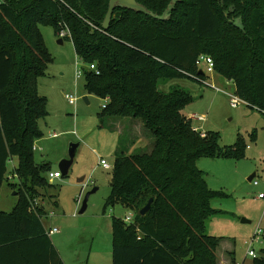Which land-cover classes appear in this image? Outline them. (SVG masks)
<instances>
[{
  "label": "trees",
  "instance_id": "obj_1",
  "mask_svg": "<svg viewBox=\"0 0 264 264\" xmlns=\"http://www.w3.org/2000/svg\"><path fill=\"white\" fill-rule=\"evenodd\" d=\"M109 1L0 2V192L5 182L19 190L13 211L0 210V264H65L41 217L29 212L38 190L51 186V164L37 162L33 148L49 113L38 81L52 61L39 23H52L58 35L69 30L63 38L88 65L85 89L109 99L99 127L110 117H131L153 137L150 151L117 150L106 204L124 206L132 220L113 218V264H217L223 238L209 235L206 225L219 211L212 199L225 193L208 187L197 161L241 157L245 146L238 140L222 148L218 132L203 136L183 113L194 97L180 88L165 93L158 84L186 77L207 85L197 60L210 55L235 94L264 112V0H137L150 15L117 6L104 29ZM14 157L10 172L18 182L7 174ZM252 264H264V247Z\"/></svg>",
  "mask_w": 264,
  "mask_h": 264
},
{
  "label": "rangeland",
  "instance_id": "obj_2",
  "mask_svg": "<svg viewBox=\"0 0 264 264\" xmlns=\"http://www.w3.org/2000/svg\"><path fill=\"white\" fill-rule=\"evenodd\" d=\"M39 31L52 61L38 81V92L46 96L49 113L39 123L44 134L35 141L39 148L34 150V158L37 162H50L51 172L62 173L60 164L65 159L73 162L60 178L50 179L47 175L51 186L38 190L29 212H37L47 229H58L51 239L66 264H113V218L124 219L130 211L119 204H106L112 168H104L100 159L103 157L114 165L117 133L114 126L99 127L98 113L109 99L85 89L84 68L88 65L78 57L71 39L59 36L52 23H39ZM199 66L206 70L204 63ZM207 74L209 85L177 77L160 82L158 88L165 93L180 88L192 95L194 99L183 109L184 114L193 117L192 124L200 133L218 132L222 148L233 146L238 140L244 144L241 157H202L197 166L204 171L211 190L225 193L212 199V207L219 211L206 225L209 235L223 238L216 251L217 264H231L229 252L236 263H252V257L247 255L249 243L256 240L253 247L258 255L264 247V197L259 196L264 194V112L248 103L233 107L229 94L235 95V84L217 72ZM66 92L75 94V104L66 99ZM89 94L87 103L84 97ZM123 129L121 144L129 149L126 136L130 130L126 125ZM142 130L146 137L151 136L144 126ZM54 133L58 135L54 137ZM139 133L135 129V139L128 142H136L135 149L150 151L153 137L151 142L150 138L142 141V135L137 136ZM16 164V157L8 163L7 174L14 182L18 178L10 171ZM94 188L97 190L89 195L86 210L80 213L85 196ZM18 195V186L5 182L0 210L12 212ZM39 208L43 209L42 213L38 212Z\"/></svg>",
  "mask_w": 264,
  "mask_h": 264
},
{
  "label": "built area",
  "instance_id": "obj_3",
  "mask_svg": "<svg viewBox=\"0 0 264 264\" xmlns=\"http://www.w3.org/2000/svg\"><path fill=\"white\" fill-rule=\"evenodd\" d=\"M2 2V1H0ZM70 32L68 29H62L59 33L60 36L62 37H66L67 35H69ZM200 63H204L206 65V70L203 69V71L207 74V73H213L215 72V68H214V60L213 58L210 56V55H206V54H201L197 60V64L199 66ZM200 67V66H199ZM89 68L90 69H94V70H97L96 69V65L95 64H90L89 65ZM202 70V69H201ZM97 73H99V71L97 70ZM81 75V71L78 70V73H77V76L80 77ZM207 85H209L208 82H206ZM231 96V105L233 107H236L237 105H239L240 103H246V101H244L242 98H240L239 96H237L236 94L233 95V94H229ZM65 97L66 99L71 103V104H75L76 101H77V97L75 96V94L73 92H66L65 93ZM106 104L103 105V107H105ZM190 118H193V117H190ZM196 130H198V128L195 127ZM58 134L54 133V136H57ZM202 135L204 136L205 133H202ZM34 150L37 148L35 145H34ZM12 161V160H11ZM10 161V162H11ZM100 163L101 165L106 168V169H110V168H113V166L110 165V163L104 159V158H101L100 159ZM62 176V173L59 172V171H55V172H50L49 173V177L50 179L52 178H60ZM260 197H264V194L261 193L259 195ZM126 221H131L132 220V215H127L125 217ZM58 229L57 228H49V229H46V232L48 235H52L53 233L57 232ZM254 241L256 240H252L250 243H249V247H248V252H247V255L252 257V260L256 257H258L259 255L256 253L254 247H253V244H254ZM236 264H252V263H249V262H242V263H236Z\"/></svg>",
  "mask_w": 264,
  "mask_h": 264
},
{
  "label": "water",
  "instance_id": "obj_4",
  "mask_svg": "<svg viewBox=\"0 0 264 264\" xmlns=\"http://www.w3.org/2000/svg\"><path fill=\"white\" fill-rule=\"evenodd\" d=\"M175 3L176 2H173L171 7L169 9H167L165 14L162 16L163 19H165V15L167 14V12L169 10H171L174 7ZM117 6H123V7L128 8V9H132V10H135V11H140V12H143V13H145L147 15L151 14V12L144 5L140 4L137 0H110L109 1L108 11H107L105 20L103 22V28L104 29H108L109 28L110 23H111V19H112V16H113L114 9ZM59 42L63 43V39H60ZM200 73H203V70H201ZM84 100L86 102H89L87 97H84ZM74 150H75V146L72 147V149L70 151L71 152V157L74 156ZM72 162H73L72 159H65V160H63L61 162L60 167H61V171H62L63 174H66L68 172ZM253 177H254V175L250 176L249 180L251 181L253 179ZM96 190H97V188H94L91 192L87 193V195L85 196V199L83 200L80 213H83L86 210L87 202H88V199H89V195L91 193L95 192ZM15 194H16V192H15ZM151 202H152V199H150V201L141 209L140 213L142 215L146 214L150 210Z\"/></svg>",
  "mask_w": 264,
  "mask_h": 264
},
{
  "label": "crops",
  "instance_id": "obj_5",
  "mask_svg": "<svg viewBox=\"0 0 264 264\" xmlns=\"http://www.w3.org/2000/svg\"><path fill=\"white\" fill-rule=\"evenodd\" d=\"M85 97H87L88 101L90 102V100H89L90 99V94L88 96H85ZM105 100H108V98L105 99ZM89 102H87V103H89ZM125 125H126V129H129L130 130L128 132V135L126 136V138H128V140L135 139V134H133V133H135V129H136L137 132L138 131L140 132L139 134H137V136H141L142 135V141L145 140V139L147 140V138H150V142H151L152 136H149V135H148V137L145 136V134L143 133V130H142L143 129V124L138 119H133V118H129V117L128 118L127 117H110L106 121V126L104 128H108V127H112V126H114L116 128V133H117V149H116V153L115 154H117V150L119 149V146H120V148H123V146H124V145L121 144L120 137L124 133V129L123 128H124ZM194 127H196V126H194ZM139 128H141V131H140ZM196 128H198V127H196ZM130 135H131V138H130ZM53 136H54V134H53ZM54 137H56V136H54ZM128 140H127V144H128L127 146L129 148V152L131 153L133 150H135V147H136L137 143L136 142L135 143L134 142L130 143V142H128ZM35 146L37 147V149L39 148V146H37V145H35ZM115 157H116V155H115ZM101 158H103V157H101ZM2 188H3V185H2ZM2 188H1V192H2ZM1 192H0V194H1ZM130 214H131V212L128 215H130ZM49 236L51 237V235H49ZM55 247L57 248L56 245H55ZM57 250H58V252H59V254L61 256V253H60V251H59L58 248H57ZM61 258L63 259L62 256H61ZM63 261L66 264V262H65L64 259H63ZM231 261H232V258H231V255H230V263H231Z\"/></svg>",
  "mask_w": 264,
  "mask_h": 264
}]
</instances>
